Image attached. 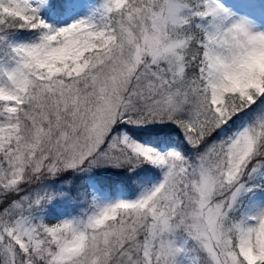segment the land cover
Segmentation results:
<instances>
[{"label":"snow or ice","instance_id":"6c2138e0","mask_svg":"<svg viewBox=\"0 0 264 264\" xmlns=\"http://www.w3.org/2000/svg\"><path fill=\"white\" fill-rule=\"evenodd\" d=\"M0 264H264V0H0Z\"/></svg>","mask_w":264,"mask_h":264}]
</instances>
